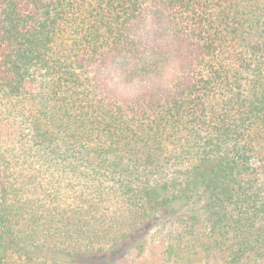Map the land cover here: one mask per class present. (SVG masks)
Returning a JSON list of instances; mask_svg holds the SVG:
<instances>
[{
    "label": "trees",
    "instance_id": "trees-1",
    "mask_svg": "<svg viewBox=\"0 0 264 264\" xmlns=\"http://www.w3.org/2000/svg\"><path fill=\"white\" fill-rule=\"evenodd\" d=\"M0 264H264V0H0Z\"/></svg>",
    "mask_w": 264,
    "mask_h": 264
},
{
    "label": "rangeland",
    "instance_id": "rangeland-1",
    "mask_svg": "<svg viewBox=\"0 0 264 264\" xmlns=\"http://www.w3.org/2000/svg\"><path fill=\"white\" fill-rule=\"evenodd\" d=\"M2 130L4 131V132H2V133H5L6 131H7V128L6 127H2ZM3 140H6L5 138H3ZM4 145V144H3Z\"/></svg>",
    "mask_w": 264,
    "mask_h": 264
}]
</instances>
